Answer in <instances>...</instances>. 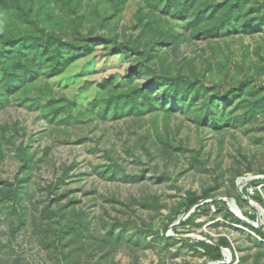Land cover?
Instances as JSON below:
<instances>
[{
    "label": "rangeland",
    "instance_id": "374dc122",
    "mask_svg": "<svg viewBox=\"0 0 264 264\" xmlns=\"http://www.w3.org/2000/svg\"><path fill=\"white\" fill-rule=\"evenodd\" d=\"M86 1L92 6L101 0ZM139 4L140 0H128L113 30L136 35L131 26ZM84 10L94 21L92 8L84 3ZM260 35L218 45L231 60V73L234 62L249 64L243 58L244 46L249 47L248 59L258 63L249 72L257 74L262 84L264 62L253 54L259 47L264 56V34ZM180 51L187 58L211 53L204 43L183 45ZM105 53L97 47L61 75L41 77L34 84L38 89L47 84L59 105L67 107L57 119L49 120L41 109L19 104L17 98L24 91L0 109V264H223L211 262L195 246L201 237L211 244L222 237L228 240L231 251L222 250L224 264H264V248L255 244V234L244 225L227 222L222 212L197 213L188 222L185 215L179 216L171 225L167 218L169 208L187 193L210 191L217 201L227 202L228 211L239 219L241 213L257 215L256 222L240 219L243 224L264 227V209L243 194L246 190L252 196L249 183L264 179L259 174L264 170V114L250 121L249 130L223 127L217 133L198 127L189 113L177 112L166 127L158 109L144 115L128 110L118 117L109 111L104 114L101 106L107 89L100 84L111 77L113 84L127 89L123 77L131 62ZM215 75L207 77L216 81ZM35 91L31 88L30 96ZM156 91H161L160 86ZM94 101L97 106L90 107ZM67 117L70 121L64 124ZM156 134L167 136L169 143L159 142ZM19 146L26 148L27 161L20 160ZM18 180L21 201L16 210L4 196L8 185ZM257 191L264 200V186ZM236 201L240 215L232 207ZM48 202L66 214L60 227H74L61 247L54 236L58 217L44 220L40 215ZM78 212L81 223L74 218ZM112 225L117 227L110 235Z\"/></svg>",
    "mask_w": 264,
    "mask_h": 264
},
{
    "label": "trees",
    "instance_id": "16d2710c",
    "mask_svg": "<svg viewBox=\"0 0 264 264\" xmlns=\"http://www.w3.org/2000/svg\"><path fill=\"white\" fill-rule=\"evenodd\" d=\"M127 1L101 0L91 6L86 0H0V109L7 107L11 96L24 91L22 97L17 98L19 104L41 109L49 120L57 119L67 107L59 105L47 84L39 89L34 84L41 77L47 80L61 75L75 61L90 56L99 47L106 51L105 57L118 54L131 58L129 71L123 77L129 85L127 89L121 90L119 84L112 83L111 77L100 84L101 89H107L101 106L104 114L109 111L118 117L128 110L144 115L158 109L164 114L163 126L166 127L177 112L189 113L198 127L215 133L223 127L249 130L250 121L264 114V76L261 84L257 74L249 72L258 65L248 59L249 47L244 46L243 53L249 64L234 62L231 73V60L218 45L220 41L264 34V0H140L131 26L137 31L136 35L113 30V23L120 19ZM84 3L92 8L94 21L84 13ZM197 43L207 45L211 52L209 57L187 58L181 53L183 45ZM260 51L257 47L253 54L264 62ZM198 59L201 61L196 63ZM213 72L218 75L216 81L207 77L208 74L213 76ZM239 75L242 76L239 78ZM139 77L143 78L141 82L137 80ZM28 85L36 90L33 96L29 94L31 88L27 90ZM159 86L161 91L157 92ZM97 104L94 101L90 107ZM69 121L67 117L64 124ZM156 136L159 142L164 143L165 139L169 143L167 136ZM17 152L20 160L27 161L25 147L19 146ZM259 174L264 176V170ZM260 185L264 186V179L250 182L254 194L249 196L246 190L243 194L264 209V200L257 191ZM8 186L4 197L11 200L17 210L21 182L18 180ZM202 201L205 203L198 205ZM236 205L241 209L239 202L236 201ZM193 207L185 222L197 213L209 216L215 210L222 212L227 222L244 225L264 241L263 226L256 229L243 224L228 211V203L217 201L210 191L200 195L189 192L170 207L167 214L170 225ZM62 210L54 209L48 202L40 211L44 220L58 217L59 229L54 235L58 247L74 229L60 227L66 216ZM81 215V212L74 215L77 223L82 222ZM242 215L251 222L257 220L256 214ZM43 225L47 227L48 223ZM116 227L112 225L110 235L115 234ZM153 232L167 240L164 234ZM257 238L255 244L264 248ZM206 239L212 241L209 237ZM195 246L203 249L211 262L224 261L222 250L231 251L228 240L223 237L215 244L198 242Z\"/></svg>",
    "mask_w": 264,
    "mask_h": 264
},
{
    "label": "bare ground",
    "instance_id": "6f19581e",
    "mask_svg": "<svg viewBox=\"0 0 264 264\" xmlns=\"http://www.w3.org/2000/svg\"><path fill=\"white\" fill-rule=\"evenodd\" d=\"M232 207H234L236 210H238L239 211V215H240V210L238 208H236L235 206H232ZM239 217H240V219L244 220V217H243L242 213H241V215ZM188 238H192V237L191 236L190 237H185V239H188ZM196 240L198 242H205V239L203 237L197 238Z\"/></svg>",
    "mask_w": 264,
    "mask_h": 264
},
{
    "label": "water",
    "instance_id": "95a60500",
    "mask_svg": "<svg viewBox=\"0 0 264 264\" xmlns=\"http://www.w3.org/2000/svg\"><path fill=\"white\" fill-rule=\"evenodd\" d=\"M201 203L203 204V203H205V201H203ZM233 205L237 208V206L235 205V203H233ZM195 207H193L192 210L188 214L185 215V217H188L189 214H191L194 211ZM184 240H187V239L184 238ZM224 250H227V249H224ZM227 251H229V250H227ZM223 257H224V255H223ZM219 263H223L224 264V261H219Z\"/></svg>",
    "mask_w": 264,
    "mask_h": 264
},
{
    "label": "built area",
    "instance_id": "2783aa9c",
    "mask_svg": "<svg viewBox=\"0 0 264 264\" xmlns=\"http://www.w3.org/2000/svg\"><path fill=\"white\" fill-rule=\"evenodd\" d=\"M250 190H251V191H250V192H251V194L253 195V194H254L253 190H252V189H250Z\"/></svg>",
    "mask_w": 264,
    "mask_h": 264
}]
</instances>
